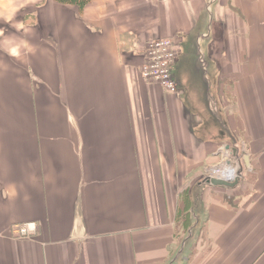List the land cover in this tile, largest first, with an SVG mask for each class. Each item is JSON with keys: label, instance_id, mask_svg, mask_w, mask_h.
<instances>
[{"label": "crops", "instance_id": "crops-1", "mask_svg": "<svg viewBox=\"0 0 264 264\" xmlns=\"http://www.w3.org/2000/svg\"><path fill=\"white\" fill-rule=\"evenodd\" d=\"M0 264H264V0H0Z\"/></svg>", "mask_w": 264, "mask_h": 264}, {"label": "built area", "instance_id": "built-area-1", "mask_svg": "<svg viewBox=\"0 0 264 264\" xmlns=\"http://www.w3.org/2000/svg\"><path fill=\"white\" fill-rule=\"evenodd\" d=\"M176 47V42L172 37L162 36L150 40L147 43L144 61L139 68L141 78L147 82L158 84L167 92L175 91L176 82L173 77V66L177 57ZM229 152L227 151L225 161L228 160L229 169H232V172L227 173L226 176L227 171L222 168L223 163H219L211 166L209 171L207 170L206 180L220 178L233 181L238 178L240 172L238 161L233 159V156L229 157ZM221 170L224 171L221 172ZM14 230L18 236L29 237L35 232L36 226L34 223H21L15 225Z\"/></svg>", "mask_w": 264, "mask_h": 264}, {"label": "trees", "instance_id": "trees-1", "mask_svg": "<svg viewBox=\"0 0 264 264\" xmlns=\"http://www.w3.org/2000/svg\"><path fill=\"white\" fill-rule=\"evenodd\" d=\"M59 3L65 4V5H71L76 7L78 10H82V8L84 6H86L87 4H89L92 0H55ZM191 204V201L189 199V195H188V190L185 189L182 194H181V203L179 206V220H181L183 226L185 228L190 226V222L188 220V215H187V209L189 208Z\"/></svg>", "mask_w": 264, "mask_h": 264}, {"label": "rangeland", "instance_id": "rangeland-1", "mask_svg": "<svg viewBox=\"0 0 264 264\" xmlns=\"http://www.w3.org/2000/svg\"><path fill=\"white\" fill-rule=\"evenodd\" d=\"M225 146L226 145H230V144H224ZM225 150H226V153H225V156L227 155V151H230L229 153H228V156L230 157V156H233L234 157V153L232 152V150L230 149V148H228V146L227 147H225ZM239 157V156H238ZM229 159V158H228ZM239 160H240V162H241V164H243L242 163V159H241V157H239ZM211 164H213V162H211ZM207 165H209V164H207ZM204 168V166H202V169ZM212 168V167H211ZM210 167H208L207 168V170L209 171V169H211ZM201 169V170H202ZM207 174H208V172H205L204 173V175H203V180L201 181V182H205L206 183V176H207ZM185 188H187V187H185ZM196 188H199L198 186H196L195 188H194V190L196 191V190H198V189H196ZM194 199L196 200V201H198V198H196V196H194ZM188 220H189V222H193L194 221V219H193V217L191 216V218L189 217L188 218ZM195 222V221H194ZM201 225V224H200ZM200 225H199V227L197 228V230L200 228ZM193 229V228H192ZM194 233V232H193ZM193 233H191V232H189V231H187L186 233H184L186 236H192V238H193V236L194 235H196V233L195 234H193ZM198 233H200V232H198ZM184 240V239H183Z\"/></svg>", "mask_w": 264, "mask_h": 264}, {"label": "water", "instance_id": "water-1", "mask_svg": "<svg viewBox=\"0 0 264 264\" xmlns=\"http://www.w3.org/2000/svg\"><path fill=\"white\" fill-rule=\"evenodd\" d=\"M244 162H245V164L248 162L247 156H245ZM207 182L212 184V185L233 187V186H235L237 184L238 178L234 179L233 181H227V180L220 179V178H210V179H207Z\"/></svg>", "mask_w": 264, "mask_h": 264}, {"label": "bare ground", "instance_id": "bare-ground-1", "mask_svg": "<svg viewBox=\"0 0 264 264\" xmlns=\"http://www.w3.org/2000/svg\"><path fill=\"white\" fill-rule=\"evenodd\" d=\"M221 163H223L222 168H223L225 171H227V172H226V176H227V173L232 172V169H229L228 160L225 161V158H224V159L222 160ZM225 166H226V167H225ZM224 170H221V172L224 171Z\"/></svg>", "mask_w": 264, "mask_h": 264}]
</instances>
